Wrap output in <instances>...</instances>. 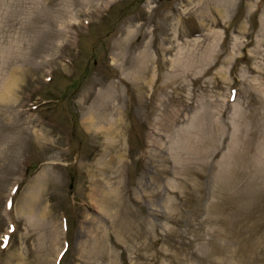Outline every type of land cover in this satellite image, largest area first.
Returning <instances> with one entry per match:
<instances>
[{
  "label": "rangeland",
  "instance_id": "1",
  "mask_svg": "<svg viewBox=\"0 0 264 264\" xmlns=\"http://www.w3.org/2000/svg\"><path fill=\"white\" fill-rule=\"evenodd\" d=\"M207 2L0 0V264H264V0Z\"/></svg>",
  "mask_w": 264,
  "mask_h": 264
},
{
  "label": "bare ground",
  "instance_id": "2",
  "mask_svg": "<svg viewBox=\"0 0 264 264\" xmlns=\"http://www.w3.org/2000/svg\"><path fill=\"white\" fill-rule=\"evenodd\" d=\"M188 1V3H189V1L190 0H187ZM208 1V2H207ZM199 2H200V4L199 5H201V3H203V2H207L208 4H209V0H199ZM261 4L262 3H258V4H256L258 7H260L261 6ZM222 7L224 8V4L222 5ZM228 9H230V8H228ZM223 11H225V9H223ZM209 20H211V19H209ZM141 57H143L142 55L139 57V58H141ZM140 64H142V60H140ZM13 71H15V70H13ZM143 77V76H142ZM142 77H140V79L138 78V79H136L135 81H137V80H140L139 82H141V83H144V82H146ZM141 80H143V81H141ZM141 83H139V85H141ZM6 87V89H5V91H4V95H7L8 93H10V87H9V85L8 86H5ZM106 94H108V92H105ZM105 97V96H104ZM95 117H97L96 115H95V113H93V111L92 110H90L87 114H85L84 115V119H83V122H84V124H87V127H88V129H93L94 127H95V129H97L98 131H101V132H103L104 134H105V136H107V138H108V141H109V139H111L110 140V142H113V143H115L116 144V142H118L119 140H115L114 139V137H115V135H118L119 133H120V130L118 129V127H117V121H118V117L117 118H115L114 120H112V119H110V125H106V126H104V124L102 125L101 123H99V124H97L98 123V121L97 120H95L96 118ZM109 142V143H110ZM108 146V143H106L105 144V150H107L106 149V147ZM105 150L103 151V156L105 155ZM178 152L179 151H175V153H174V156L175 157H177V155H178ZM173 158V157H172ZM174 159V158H173ZM165 160V159H164ZM161 166H162V164H161ZM166 170V168H164L163 166L162 167H160L159 168V173L160 174H162L164 171ZM163 171V172H162ZM31 217V216H30Z\"/></svg>",
  "mask_w": 264,
  "mask_h": 264
}]
</instances>
